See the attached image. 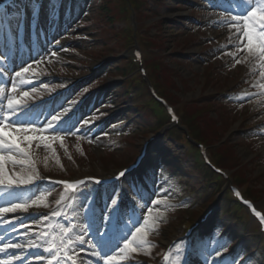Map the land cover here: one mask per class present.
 Returning a JSON list of instances; mask_svg holds the SVG:
<instances>
[{
    "label": "rangeland",
    "instance_id": "obj_1",
    "mask_svg": "<svg viewBox=\"0 0 264 264\" xmlns=\"http://www.w3.org/2000/svg\"><path fill=\"white\" fill-rule=\"evenodd\" d=\"M100 1L102 0H90L91 6L96 5V10H90L77 18L78 21L75 22L72 31L65 38L67 41L62 40L63 48L60 49L58 55L47 57L48 59L43 61L46 64L39 68L42 72L48 67L54 75L68 78L86 72L89 66L102 59L119 54L124 40L114 36L113 31L114 25L120 27L123 23L117 22L113 25L108 22L97 9ZM149 1L152 6L157 5V15H153V20L160 19V17L166 20L164 24L158 22L154 23L157 25L151 24L149 29V33L152 35L157 34L153 39V42L157 44L152 53L155 56V62L163 64L162 70L158 73V80L167 91L172 93L176 99L177 108L182 105V108L191 109L194 106L192 103L197 101L196 104L205 106L206 110L203 114L207 120L212 117L223 122L226 129L216 131L217 137L219 140L225 136L229 137L233 146L232 153L234 151L243 162H247L242 163V165L247 164L246 174L243 176L247 177V184L255 190L253 194L259 196L261 205H264V87H261L264 85V79L260 76V72L264 69H261L258 60H252L246 52L233 57V53L239 52V49L234 47L230 40L235 31L229 25L219 23V17L215 13L210 14L200 6H190V0ZM64 14L66 15V13ZM79 37H83L81 40L87 41L85 43L88 44L85 45L84 42L81 43L74 39ZM237 59L242 62L237 63ZM118 61L120 60L107 62L105 69L99 71L96 77H92L88 83L84 84L85 87L81 90L97 87L115 77L118 72L114 71L112 67ZM39 69L32 68L30 72L33 70L37 72ZM68 81L66 79L53 81L47 83L45 88L33 87L31 90H27L29 96L26 99L30 101L44 97L47 92L60 88ZM231 85H237V88L242 92H249L248 98L242 101L239 106H235L230 101L225 103L221 98L209 99L205 97L209 93L226 90ZM114 92L122 98L123 91L119 87L114 88ZM95 100L93 99L96 103ZM95 106L96 114L92 113V115L86 116L90 123L81 124L79 132L67 133L63 141L40 142L33 140L30 145H25L28 149L30 162L23 166H13L9 163L6 165V170L74 177L91 172L112 171L119 165L125 164L134 155V151L137 150L143 139L142 131L139 132L137 126L129 128L128 124L115 127L118 125L117 121L125 118L124 112L119 106L111 105L109 107L107 105L100 111V103L97 102ZM197 107L200 108V106ZM110 113H117L108 125L114 128L112 130L119 131L123 127L125 131L137 129L138 132L129 134V137L121 144H116L114 139L110 140L98 135L99 125L103 124V118ZM130 114L132 117L134 116V114ZM94 122L95 128H97L95 131L92 126ZM249 129L253 130L250 134L251 137H243L242 132ZM165 142L162 144L163 146H165ZM45 144L48 146L45 147ZM171 147L176 148L177 152L180 151V146L173 144ZM158 155L157 151L154 152L151 160L153 162L159 160ZM226 158V163L231 167L229 171L232 174L240 172L242 165L237 169L235 168L236 162L230 157ZM185 165L187 167V164ZM252 173L261 174V176L252 180L254 176L251 175ZM194 176L197 178V175L194 174ZM195 177H191V180L188 178L185 181L188 184L177 182L173 176L168 178L170 184L163 185L165 193L162 195L166 196L165 199L157 202L159 205L150 213L149 224L151 227L146 229V239L150 244L143 249L138 248L133 253H127L126 255L130 257L127 261L118 257L119 264H146L141 263V256L148 260L155 258L163 247L164 240L170 239L173 234L179 232L180 217L185 214L196 215L193 210H198L202 201L212 197L213 186L204 189L203 186L201 187L200 181L198 184H190L195 182ZM151 188L153 192L154 187H150L149 191ZM134 191L132 187L129 189L131 198H135ZM45 203V198L39 201V205ZM221 211L223 212L222 217L230 218L224 203L221 206ZM221 227L224 229L223 226ZM218 239L220 241V239L226 238L222 232L213 230L212 239L209 242L214 243L213 251H215L208 256L209 264H213V261L216 262L219 257L217 252H224L223 248L220 249L216 245ZM219 244L223 246L222 241ZM262 254L257 253L254 260L259 261L264 257V251ZM250 258L252 257L249 256L248 260L244 262L241 261V257L238 262L240 264H256V261H251Z\"/></svg>",
    "mask_w": 264,
    "mask_h": 264
},
{
    "label": "snow or ice",
    "instance_id": "obj_2",
    "mask_svg": "<svg viewBox=\"0 0 264 264\" xmlns=\"http://www.w3.org/2000/svg\"><path fill=\"white\" fill-rule=\"evenodd\" d=\"M210 6L222 7L229 14L230 18L225 17L219 23L235 29L230 40L233 42V46L239 49V52L233 53V57L246 52L252 60H258L261 69H264V0H210ZM236 62L241 63L242 61L237 59ZM27 71V68L23 69V72ZM4 74L5 69L0 68V76H4ZM22 74L19 71L15 73L16 77H20ZM260 76L264 79V71L260 72ZM16 87L17 84L13 81L11 89L13 93H15ZM28 96L29 93L26 91L20 97L5 95L4 89L0 87V197L9 196L14 189L34 185L37 181L44 179L34 172H9L6 170V165L9 163L13 166H23L30 162L28 149L25 145H30L33 140L46 142L59 138L43 133H72L74 128L75 122L70 117L65 118L69 109H64V115H51L50 119L44 121L43 127H36L35 125L41 120V114L32 111V107L25 99ZM5 100L7 101L6 105ZM89 123L88 120L83 121L85 125ZM75 131L79 132L80 129L76 128ZM47 146L45 144V147ZM123 175H125L124 172L119 173L117 179ZM52 183H63L67 189L71 190V195L75 197V200H71L69 210L74 213L72 218L78 222L71 228L59 225L60 232L56 236H53L55 227L52 225H46L48 231L38 234V239L50 245L45 249L46 253L51 256L47 264H53V261L55 264H62L65 257L72 264H76L69 252H74L76 248L84 249L86 246L91 249L90 257L95 259H90L89 255L86 254L85 257L81 258V264H114L118 257L127 261L130 259L126 255L127 253L135 252L138 248L143 249L150 244L146 239V229L151 227L149 220L143 216H135L131 223L125 222L126 206L122 205L118 197L109 196L108 199L104 200L102 207H96L94 190L88 189L87 185L89 183L101 185L106 183L105 181L88 180L77 181L76 183L53 181ZM137 191L143 199V195L139 190ZM164 193L165 190L161 187L158 194ZM6 203L10 206L0 207V214L14 213L17 209H22L23 212L27 213L30 207H39L37 200H33L31 204L15 203L11 200L6 201ZM152 203L156 202L152 201ZM145 206H147V201H145ZM133 208L135 209V205ZM64 215L63 209L51 213L52 217ZM256 215L260 217L261 221H264V215L259 212H256ZM49 219V216L44 215L38 224H43ZM141 219H143V225L136 227L133 232L132 228L140 223ZM76 232H79V235L73 238ZM129 233H131L130 239ZM121 241H123L122 248H120ZM17 247L21 246L14 243L4 244L3 247H0V252L6 248ZM29 247L36 249L38 245L31 244ZM117 248H120L119 253L116 255L109 254ZM61 251H63V255H61ZM219 255L220 253L217 252V256ZM14 258L19 259V257ZM0 264H9V262L0 260Z\"/></svg>",
    "mask_w": 264,
    "mask_h": 264
},
{
    "label": "trees",
    "instance_id": "obj_3",
    "mask_svg": "<svg viewBox=\"0 0 264 264\" xmlns=\"http://www.w3.org/2000/svg\"><path fill=\"white\" fill-rule=\"evenodd\" d=\"M120 11V7H115V8H110V7H108L107 8V12L109 13V14H111V15H113V16H116L117 15V13ZM206 134H207V132H206ZM208 136H206L205 135V138H207Z\"/></svg>",
    "mask_w": 264,
    "mask_h": 264
}]
</instances>
